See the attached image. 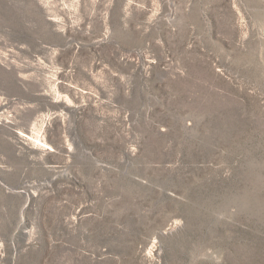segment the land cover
Instances as JSON below:
<instances>
[{
    "label": "rangeland",
    "instance_id": "1",
    "mask_svg": "<svg viewBox=\"0 0 264 264\" xmlns=\"http://www.w3.org/2000/svg\"><path fill=\"white\" fill-rule=\"evenodd\" d=\"M0 264H264V0H0Z\"/></svg>",
    "mask_w": 264,
    "mask_h": 264
}]
</instances>
